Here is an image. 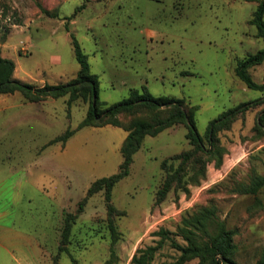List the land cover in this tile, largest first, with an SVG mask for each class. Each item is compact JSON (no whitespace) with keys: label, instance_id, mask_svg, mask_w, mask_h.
<instances>
[{"label":"rangeland","instance_id":"obj_1","mask_svg":"<svg viewBox=\"0 0 264 264\" xmlns=\"http://www.w3.org/2000/svg\"><path fill=\"white\" fill-rule=\"evenodd\" d=\"M256 8L245 0H0V54L15 61L19 80L42 87L75 78L74 34L98 79L102 107L145 85L155 96L198 106L197 129L205 137L221 113L261 98L218 133L227 150L223 165L209 163L199 184H175L161 203L163 160L177 166L171 158L193 147L185 124L145 137L130 174L113 189L112 202L123 212L115 217L121 237L113 264H131L138 248L160 239L154 232L176 231L185 215L207 205L236 228L240 264L262 257L264 191L252 195L239 186L264 176V131L257 129L264 91L250 89L235 71L248 53L264 48L250 23ZM249 71L264 84V62ZM88 108L81 99L69 107L67 96L30 102L20 92L0 95V264H107L111 257L103 191L88 197L63 243L67 214L77 212L95 180L119 170L128 133L111 124L88 126L64 145L50 144L76 128ZM178 255L166 243L152 264Z\"/></svg>","mask_w":264,"mask_h":264},{"label":"trees","instance_id":"obj_2","mask_svg":"<svg viewBox=\"0 0 264 264\" xmlns=\"http://www.w3.org/2000/svg\"><path fill=\"white\" fill-rule=\"evenodd\" d=\"M245 1L257 3L250 23L257 27V35L264 39V0ZM42 11L46 14L51 13L43 7ZM66 29H69L67 25ZM70 35L75 57L80 65L75 78L65 83L54 85L46 83L38 87L15 78V61L0 54V95L20 92L23 98L30 102H40L49 97L58 99L67 96L69 107L80 99L89 102L87 115L79 125L74 129H67L50 144L62 142L64 145L76 131L88 126L101 127L111 124L128 132L121 145L122 162L119 170L112 175L95 180L90 185L87 196L80 202L77 212L67 214L63 231V243H66L71 225L78 213L83 210L88 197L103 191L107 205V227L112 241L111 257L107 264H113L114 258L117 257L114 245L121 237L115 217L123 214L112 202L113 189L120 180L130 174L134 155L141 148L145 137L156 136L177 124H185L186 138L193 147L192 150L183 151L171 158L180 161L177 166L174 162L169 164L168 160H163L161 167L166 176L156 193V203H161L175 184L185 185L188 180L193 184H199L207 176L209 163L214 162L217 168L223 165L227 150L221 145L218 133L229 127L238 114L261 102V98L242 102L221 113L209 122L205 137L197 129L195 112L198 106L188 107L184 98L155 96L145 85L141 90L131 89L129 96L122 101L102 107L99 99V82L90 71L88 56L83 52L75 35ZM263 62L264 48L248 53L239 61L235 69L237 76L252 90L264 91V84L257 83L249 71L253 66ZM122 116H131V118L128 122H124ZM257 129L259 132L264 131V111L257 122ZM182 187L188 192L187 186ZM239 188L243 193L258 195L264 191V176L254 175L250 182L241 184ZM237 233L236 228L230 227L227 220L221 217L216 205L200 206L185 215L177 225L176 231L172 232L162 227L154 232V235L159 236L160 239L155 245L138 248L131 259V264H152L158 251L166 243L176 249L179 255L175 260L165 264H188L194 260H196L194 264H240L237 260L240 247L235 241ZM256 264H264V249L262 257Z\"/></svg>","mask_w":264,"mask_h":264},{"label":"crops","instance_id":"obj_3","mask_svg":"<svg viewBox=\"0 0 264 264\" xmlns=\"http://www.w3.org/2000/svg\"><path fill=\"white\" fill-rule=\"evenodd\" d=\"M39 248V247H38Z\"/></svg>","mask_w":264,"mask_h":264}]
</instances>
